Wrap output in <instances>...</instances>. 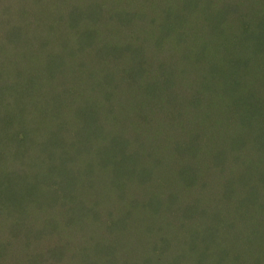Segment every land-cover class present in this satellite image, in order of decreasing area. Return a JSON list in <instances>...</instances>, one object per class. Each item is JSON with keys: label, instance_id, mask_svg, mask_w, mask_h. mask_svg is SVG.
Wrapping results in <instances>:
<instances>
[{"label": "trees", "instance_id": "obj_1", "mask_svg": "<svg viewBox=\"0 0 264 264\" xmlns=\"http://www.w3.org/2000/svg\"><path fill=\"white\" fill-rule=\"evenodd\" d=\"M4 1L0 264H65L81 215L121 262L144 249L137 235L140 264H264V0H49L32 13ZM62 31L46 61L41 34ZM6 57L32 93L8 95Z\"/></svg>", "mask_w": 264, "mask_h": 264}, {"label": "rangeland", "instance_id": "obj_2", "mask_svg": "<svg viewBox=\"0 0 264 264\" xmlns=\"http://www.w3.org/2000/svg\"><path fill=\"white\" fill-rule=\"evenodd\" d=\"M5 1H8L7 2L8 5H9V2L11 1L16 6L18 5L22 10L26 9L28 12H31V13H32V10L37 12L40 9H42L43 7H44V9H46V4H48V6H49V3H48L49 0H5ZM54 1H56V0H54ZM118 18L120 20H122L124 24L128 23V21H127L128 16H126L124 14H119ZM158 20L159 21H157V22L161 23V20L160 19H158ZM146 27L148 28L149 32L153 28V27H150V25L146 26ZM6 32L8 34H11L15 31L13 29H11L10 27L6 26V30H5L4 34ZM59 33L61 36L58 34V32L52 33L53 34L52 36L50 34H48V35H50V38H48L47 35H45L44 33L41 34V36L45 42H44V44H42V46H39L41 49H38L36 47H35V49L39 50L41 57H44V55H45L46 61L51 56H53V54L49 55V53H51V51L57 52L60 45L67 43L65 40H63L64 39L63 38V31L59 32ZM64 33L67 34L66 32H64ZM120 33H121L123 38L126 37L124 32H120ZM204 33H205V30H204ZM4 34H1V35H4ZM145 35L146 34L141 33L142 37H146ZM134 42L136 45L138 44L136 35L134 38ZM50 44H51V46H50ZM6 58H8L7 61L13 62L11 69L9 71V74L14 75V79L12 81L8 95H11L12 93H16V95L18 96V95L32 93L36 87H35V82L33 81V77L31 75V72L27 69V67L25 65H22L18 59H16V58L11 59L10 57H6ZM40 86H42V87H40L38 92H37V101L42 102V99L47 92L46 90L48 89V86L46 85V83L41 84ZM113 91H119L118 94L122 93L121 90L114 89ZM184 95H187V91L184 92ZM24 98H25V100H28V95ZM49 98H50L49 96H45L44 102ZM67 163H68V161H65L64 164L61 165L62 170L65 171L66 173H68L67 176H65L64 180H66V183L64 185L65 186H72L73 185L72 187H74V189H75V183H73V184H71V183L77 177L78 166L76 164L69 165ZM90 185L91 184H86L84 186L83 184L82 185L79 184V188L81 190L85 191ZM39 188L40 187H37L36 189H39ZM80 193H82V192H80ZM46 202L48 203L46 198L45 199L43 198L41 202L40 201L36 202L33 205L35 207H42L44 204L46 206ZM43 208L44 207H42L41 210H43ZM123 213L125 215H127V218L129 220L128 222H134L135 226L136 225L138 227L140 226L141 230L143 229V226H148V224H149L150 218L146 214H144L145 213L144 211H140V209H135V211L133 209H127ZM75 217L76 216H74L71 220V222H72L71 223V229L65 230V233H67V231L72 233L71 235L69 234V236H71V238L69 237V244L72 243L71 248L65 247L67 249L64 252L65 264H74V263H67L68 252H71L73 254L79 253V259L81 262H79L78 264H140V263L144 262V260H146L145 254L148 251L147 247L146 246L143 247V241L140 242L137 235L133 236V241L137 242L144 249H142L141 251H139L136 254H133L132 256L127 257L124 261L121 262V256L124 254H121L119 245L116 246L112 236L109 235L110 234L109 231H105V233L100 236L101 238H100L99 242H91L95 238L92 237L88 232H86L84 230L83 221L81 219V217H83V215L78 216L79 218H76V219H75ZM68 223L70 224V221H68ZM88 226L91 228L92 225L88 223ZM136 229H138V228H136ZM61 239L64 240L65 238H61ZM136 239H138V240H136ZM112 243H114V248H111ZM149 252H148V254H149ZM101 259H103V260H101Z\"/></svg>", "mask_w": 264, "mask_h": 264}]
</instances>
